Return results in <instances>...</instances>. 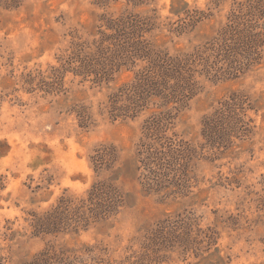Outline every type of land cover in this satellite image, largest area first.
<instances>
[{"label": "rangeland", "instance_id": "374dc122", "mask_svg": "<svg viewBox=\"0 0 264 264\" xmlns=\"http://www.w3.org/2000/svg\"><path fill=\"white\" fill-rule=\"evenodd\" d=\"M242 1L0 0V264H264V18ZM128 18L197 80L165 159L139 153L159 108L108 114L146 64L101 72L143 47L113 39ZM99 180L112 213L91 203Z\"/></svg>", "mask_w": 264, "mask_h": 264}, {"label": "trees", "instance_id": "16d2710c", "mask_svg": "<svg viewBox=\"0 0 264 264\" xmlns=\"http://www.w3.org/2000/svg\"><path fill=\"white\" fill-rule=\"evenodd\" d=\"M18 0H5V2H11L13 4ZM239 8L246 10L242 15L247 16H256L257 18H264V0H244L239 2ZM237 18L240 16H234L231 20L236 22ZM118 19L112 25L114 33L112 34L113 39L116 41L121 40L123 37H126V34L131 35L134 40L135 37H141L140 34L137 36L133 33L135 25L131 24L126 27L124 21H127L130 24V20ZM253 20V18L251 19ZM240 24V22H238ZM129 28L130 31L124 29ZM230 27V26H229ZM233 29V25L231 30ZM130 36L128 35L129 38ZM143 43V47H132L126 52H122L116 56H101L99 58H104L108 60L109 69L104 70L102 67L103 74H110L111 70L118 67L121 68L122 65L130 63L133 67L135 66L136 59H144L146 64L136 70L132 80L117 89V91L111 93L108 99V114L111 117H135L139 113L151 106L159 108L158 111L151 113L148 118L145 120L143 129L145 131L146 137H149L152 141L149 143H141L139 153L143 148L148 151L149 155L154 153H160L162 158L167 157V154H164L162 147L166 143L170 145V138L165 135L166 130L169 128L171 122L172 110L178 109L181 107L184 99L188 98L189 95L193 92L194 87H196V79L191 73L190 68L187 66V60L189 56L186 54L170 56L167 52L154 51L150 48L148 42L134 40V44L139 45ZM132 45V46H133ZM93 60V59H92ZM97 60H95V63ZM94 65L91 63V72L93 71ZM100 72V71H98ZM170 103H175L169 107ZM165 136H164V135ZM145 151V150H143ZM114 151L107 150L105 154L112 156ZM103 154V153H102ZM97 158L93 159V163L98 167L100 164L98 159L101 158L100 155H96ZM148 157V155H146ZM152 172V171H151ZM154 172V171H153ZM91 203L101 201L106 204L109 212H113L115 206H118L122 201L121 194L117 188L110 185L105 180H99L93 183L90 190Z\"/></svg>", "mask_w": 264, "mask_h": 264}]
</instances>
